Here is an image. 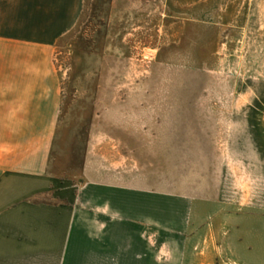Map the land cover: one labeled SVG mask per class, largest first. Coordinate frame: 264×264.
<instances>
[{
  "label": "rangeland",
  "instance_id": "rangeland-1",
  "mask_svg": "<svg viewBox=\"0 0 264 264\" xmlns=\"http://www.w3.org/2000/svg\"><path fill=\"white\" fill-rule=\"evenodd\" d=\"M54 61L52 175L84 182L89 154L153 192L173 253L197 228L211 249L214 202L264 215V0H86Z\"/></svg>",
  "mask_w": 264,
  "mask_h": 264
},
{
  "label": "crops",
  "instance_id": "crops-1",
  "mask_svg": "<svg viewBox=\"0 0 264 264\" xmlns=\"http://www.w3.org/2000/svg\"><path fill=\"white\" fill-rule=\"evenodd\" d=\"M85 2L0 0V264H264L261 213L214 202L211 249L197 228L173 253L171 242L157 245L153 192L92 173L89 154L80 184L50 173L55 48ZM48 194L57 203L38 200Z\"/></svg>",
  "mask_w": 264,
  "mask_h": 264
}]
</instances>
